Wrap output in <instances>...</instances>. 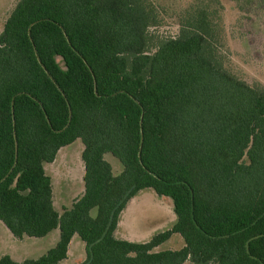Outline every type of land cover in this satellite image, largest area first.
Returning <instances> with one entry per match:
<instances>
[{
	"label": "trees",
	"instance_id": "16d2710c",
	"mask_svg": "<svg viewBox=\"0 0 264 264\" xmlns=\"http://www.w3.org/2000/svg\"><path fill=\"white\" fill-rule=\"evenodd\" d=\"M157 20L149 0L18 1L0 34V221L19 239L60 236L0 264H61L75 235L82 264H264V87L226 68L208 12L150 52ZM79 139L85 192L60 214L45 165ZM147 189L176 223L116 238ZM175 234L183 248L157 251Z\"/></svg>",
	"mask_w": 264,
	"mask_h": 264
},
{
	"label": "rangeland",
	"instance_id": "374dc122",
	"mask_svg": "<svg viewBox=\"0 0 264 264\" xmlns=\"http://www.w3.org/2000/svg\"><path fill=\"white\" fill-rule=\"evenodd\" d=\"M19 0H0V34ZM156 9L157 24L149 29L150 52L164 40L177 38L182 25L193 13L208 12L213 21L217 44L224 56L226 68L237 78L252 87H264V0H149ZM58 62L64 66L61 58ZM83 142L79 139L64 147L56 161L46 164L47 174L52 178L56 210L63 214L85 192V165L82 159ZM106 160L112 165L115 176L123 172L122 164L111 154ZM93 211L92 215L96 216ZM177 220L173 202L160 197L152 189L141 191L121 215L115 237L132 242H147L160 232L169 230ZM59 238V237H58ZM57 238V239H58ZM56 243V235L44 238L25 236L16 238L0 221V258L10 256L15 261L38 259ZM185 245L176 234L157 248L178 250ZM83 241L76 237L68 257L61 264H82L86 260ZM186 264H192L187 262Z\"/></svg>",
	"mask_w": 264,
	"mask_h": 264
},
{
	"label": "crops",
	"instance_id": "0c3cea01",
	"mask_svg": "<svg viewBox=\"0 0 264 264\" xmlns=\"http://www.w3.org/2000/svg\"><path fill=\"white\" fill-rule=\"evenodd\" d=\"M3 29H4V28H3ZM1 33H2V32H1ZM62 149H63V148H62ZM62 149H61V150H62ZM61 150H60V151H61ZM60 151L58 152V154L60 153ZM57 157H58V155H57ZM57 157H56V159H57ZM56 159H55V161H56ZM55 161H54V162H55ZM54 162H53V163H54ZM50 164H52V163H50ZM135 198H136V197H135ZM132 200H133V199H132ZM132 200H131V201H132ZM131 201H130V202H131ZM130 202H129V203H130ZM128 205H129V204H128ZM127 207H128V206H127ZM125 210H126V209H125ZM125 210H124V211H125ZM52 234L56 235V243H55V245H56L57 242L59 241V238H58V237L60 236V232H59V230H55V231H53L51 234H49L48 236H50V235H52ZM155 235H156V234H155ZM175 235H176V234H175ZM178 235H179V234H178ZM48 236H46V237H48ZM173 236H174V235H173ZM76 237H78V235H75V236L73 237V239H72V241H71V243H70V245H69V248H70L72 242L74 241V239H75ZM57 238H58V239H57ZM80 240H81V239H80ZM81 241H82V240H81ZM84 244H85V243H84ZM55 245H54V246H55ZM54 246H53V247H54ZM53 247H52V248H53ZM85 247H86V245H85ZM183 247H184V246H183ZM183 247H182V248H183ZM85 249H86V248H85ZM178 250H179V249H178ZM161 251H162V250H161ZM62 262H63V261H62ZM62 262H61V263H62ZM185 264H186V263H185ZM192 264H193V263H192Z\"/></svg>",
	"mask_w": 264,
	"mask_h": 264
}]
</instances>
